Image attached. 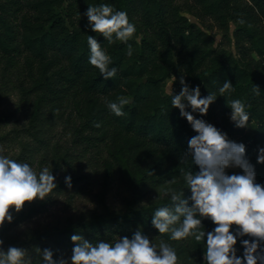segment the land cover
I'll return each instance as SVG.
<instances>
[{
    "label": "trees",
    "instance_id": "1",
    "mask_svg": "<svg viewBox=\"0 0 264 264\" xmlns=\"http://www.w3.org/2000/svg\"><path fill=\"white\" fill-rule=\"evenodd\" d=\"M193 1L196 16L214 20L223 37L220 44L181 16L171 0H0V108L8 96L18 97L17 112L0 109V142L13 145L18 151L10 159L28 163L37 175L47 167L57 185L45 200L26 203L19 213L12 210L13 221L0 228V248L27 249L31 264H43L36 249H51L54 259H70L72 235L93 244L114 243L131 239L139 230L155 245L163 241L173 247L178 264H207L206 236L200 242L193 237L175 241L152 224L154 211L171 204L164 189H183L189 198L181 170L198 171L190 159L181 164L196 133L171 106L166 87L172 82L173 95L179 94L183 78L190 88L200 87L202 98L215 93L217 100L207 115L192 114L245 144L256 182L264 185V164L257 163L264 148V0ZM101 4L125 11L135 25L131 56L127 45H109L91 30L85 13ZM88 35L111 57L110 67L117 69L113 79L105 80L89 63ZM227 81L235 91L220 96L219 88ZM119 96L131 100L122 117L107 107ZM235 99L251 105L246 108L247 128L236 127L230 119L227 100ZM22 116L25 122L19 126ZM13 122V130H1ZM97 123L101 126L95 127ZM172 179L175 184L168 183ZM113 186L122 190L118 205L108 202ZM62 199L74 207L66 220L21 230ZM77 200H91V206L80 209ZM202 225L206 234L216 227L210 219L202 218ZM252 239L237 236L238 257L244 254L242 240Z\"/></svg>",
    "mask_w": 264,
    "mask_h": 264
},
{
    "label": "clouds",
    "instance_id": "2",
    "mask_svg": "<svg viewBox=\"0 0 264 264\" xmlns=\"http://www.w3.org/2000/svg\"><path fill=\"white\" fill-rule=\"evenodd\" d=\"M85 15L93 32L102 35L109 45L117 41L127 45V55H132L129 41L136 27L125 11H115L110 5L101 4L89 6ZM87 44L89 63L105 80L113 79L117 69L110 67L111 57L92 35H88ZM180 83L179 94L170 92L171 106L180 110V115L196 133L188 141V151L181 157V164L190 159L198 171L181 170L186 188L191 191L189 198H185L183 189H164L163 194L170 196L171 204L154 211L152 224L160 234H170L175 241L193 237L200 242L206 236L207 264H264V249L261 248L264 242V185L256 182L255 167L246 158V146L229 139L227 133L192 114L207 115L210 105L217 100L215 93L202 98L199 86L190 88L183 78ZM234 91L230 81L219 88L220 96L224 97ZM253 91L260 94L258 86ZM130 103V99L119 96L116 102L109 101L107 107L122 117L125 115L124 106ZM227 104L235 126L247 128L250 113L246 108L250 109L251 105L239 99L227 100ZM189 107L191 112L187 110ZM257 163L264 164V148L259 149ZM229 168H240L243 174L229 175L226 171ZM66 183L68 187L72 186L70 176L66 177ZM168 183L175 184L176 180ZM56 187L55 176L47 167L37 175L28 163L0 155V228L6 221H13V209L19 213L26 203L45 200ZM202 218L210 219L216 225L213 231L205 233ZM234 225L237 226L235 234L232 231ZM237 236L253 238L242 240L243 258L237 256ZM71 240L74 247L70 259L64 255L54 259L53 251L47 248H37L36 252L43 264H178L173 247L163 241L157 246L139 230L131 239L123 237L114 243L100 241L93 244L79 234L72 235ZM26 256L27 249L24 248L9 246L6 251L0 248V264H31V258L26 259Z\"/></svg>",
    "mask_w": 264,
    "mask_h": 264
},
{
    "label": "rangeland",
    "instance_id": "3",
    "mask_svg": "<svg viewBox=\"0 0 264 264\" xmlns=\"http://www.w3.org/2000/svg\"><path fill=\"white\" fill-rule=\"evenodd\" d=\"M174 4V6L179 8V13L181 16H185L188 19H190L192 22H194L198 27H200L202 30L206 31L209 35H212L213 37L216 38L217 44H220V42L223 40L222 34L220 33L219 29L216 27V24L214 23L213 19L206 18L205 20H202L198 16H196L197 10L195 9L196 5L193 0H171ZM232 29L234 28L233 25H231ZM226 42V41H225ZM227 43V42H226ZM225 45L229 50L235 51L234 44ZM256 58V57H255ZM172 88V82H170L167 87H166V92L170 93ZM18 104V97L17 95H10L8 96L7 101L2 105L0 108L3 113H8V112H17V105ZM20 115L21 113H17ZM19 117V116H18ZM19 126L24 124L25 122V117L22 116L19 118ZM17 124L12 123L10 125L4 126L1 128V130L4 133H8L11 130L15 128ZM252 126L249 127V130H252ZM1 135V134H0ZM18 150L13 147V145L9 146L5 143L0 142V155H5L8 158L12 157ZM232 174H238L239 168H229L228 169ZM122 198V190H119L116 186H113L110 196L108 198L109 204L112 203H117V205L120 203V199ZM76 207L83 209L86 206H91V200H77ZM73 209L69 208L67 206V200L62 199L56 206L51 207L49 211L40 217L36 218L33 220L31 223L28 225H24L21 230H23L26 227L30 228H46V227H53L56 226L60 223H62L64 220H66L73 212ZM7 222V221H6Z\"/></svg>",
    "mask_w": 264,
    "mask_h": 264
}]
</instances>
